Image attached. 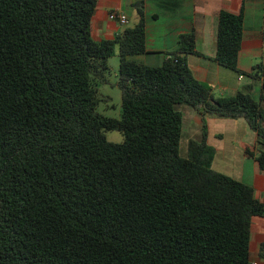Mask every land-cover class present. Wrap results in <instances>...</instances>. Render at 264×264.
Segmentation results:
<instances>
[{
  "label": "trees",
  "instance_id": "trees-1",
  "mask_svg": "<svg viewBox=\"0 0 264 264\" xmlns=\"http://www.w3.org/2000/svg\"><path fill=\"white\" fill-rule=\"evenodd\" d=\"M140 7L133 28L94 43V0H0V264H249L264 205L211 171L203 125L179 157L177 108L242 121L258 147L243 155L264 173L260 104L211 99L186 66L191 34L157 68L130 61L145 54ZM241 32L218 15L213 63L235 74ZM114 52L118 120L95 112Z\"/></svg>",
  "mask_w": 264,
  "mask_h": 264
},
{
  "label": "crops",
  "instance_id": "crops-1",
  "mask_svg": "<svg viewBox=\"0 0 264 264\" xmlns=\"http://www.w3.org/2000/svg\"><path fill=\"white\" fill-rule=\"evenodd\" d=\"M94 3L89 29L94 43L111 42L125 29L133 28L138 23L133 6L140 4L145 54L129 60L148 68L159 67L169 55L176 53L178 37L191 34L195 55L186 56L185 62L192 78L210 90L213 101L248 91L260 104L264 130V58L261 56L264 0H94ZM111 12L122 14L126 25L120 27L109 22L107 16ZM220 13L239 16L242 21L237 74L213 63L215 26ZM202 125L205 145L213 152L212 172L250 188L254 199L264 205V173L243 155L244 150L257 153L255 135L242 121L205 118L202 122L191 111L184 122V131L191 141H198ZM248 258L249 264H264V218L261 216L250 221Z\"/></svg>",
  "mask_w": 264,
  "mask_h": 264
},
{
  "label": "rangeland",
  "instance_id": "rangeland-1",
  "mask_svg": "<svg viewBox=\"0 0 264 264\" xmlns=\"http://www.w3.org/2000/svg\"><path fill=\"white\" fill-rule=\"evenodd\" d=\"M114 56L108 61V74L106 77V85H100L97 87V96L100 99V103L96 108V114L113 120H118L120 115V95L115 87L117 80V59ZM177 111L183 117V124L181 128V137L178 143V155L180 158H185L187 142L191 141L192 138L188 137L184 131V122L186 121L188 114L191 113L190 110L184 107H178ZM104 139L108 144L119 145L122 143L123 139L119 133L110 132L104 133ZM221 169V168H218ZM212 171V170H211Z\"/></svg>",
  "mask_w": 264,
  "mask_h": 264
},
{
  "label": "built area",
  "instance_id": "built-area-1",
  "mask_svg": "<svg viewBox=\"0 0 264 264\" xmlns=\"http://www.w3.org/2000/svg\"><path fill=\"white\" fill-rule=\"evenodd\" d=\"M107 19L109 22L115 23L120 27H124L126 25V18L117 12H111L108 14ZM261 217L264 218V212L261 214Z\"/></svg>",
  "mask_w": 264,
  "mask_h": 264
}]
</instances>
